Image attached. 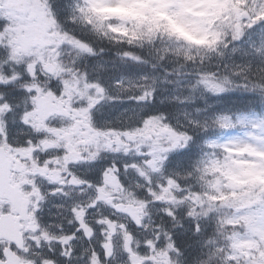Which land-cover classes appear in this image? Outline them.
Segmentation results:
<instances>
[{
    "label": "snow or ice",
    "instance_id": "1",
    "mask_svg": "<svg viewBox=\"0 0 264 264\" xmlns=\"http://www.w3.org/2000/svg\"><path fill=\"white\" fill-rule=\"evenodd\" d=\"M12 0H0V54H3L7 57L9 61L15 63L18 67L22 69V72H15L11 77L6 78L4 75L0 74V85H8L12 81L25 80L30 81L31 83H24L22 89L28 93L29 98L33 102V107L31 109H25V112L22 113L20 118V123L26 127L30 126L28 122V117L31 116L32 112L38 110V98L42 92H45V89H42L39 86L41 78H44L47 81V89L45 94L55 100H59L65 95V82L62 81L59 74L56 75L50 74V68L48 63V58L45 55V52L53 51V45L46 44L43 47L38 44H31L27 47L22 56L17 55V50L22 46L23 42L19 40L20 36H24V28L30 23H35V20H29L26 13L21 14L16 12L12 7ZM48 13L51 17L47 21V29L41 34V42L46 41L48 35H56L57 31L60 33V39H67L68 43H60L59 47L55 50L57 52H62L69 45L75 46L78 48L81 55L91 56L94 55V50L91 45L82 40L79 36L75 35L73 32H69L66 28L63 27L61 21L66 19L65 14V5L64 0H48L47 3ZM76 11L84 13V8L77 7ZM241 29L238 32H225L223 38L219 41V46L223 49L224 52L230 53L232 57H235L237 53L242 51V42L247 38L249 45H251V37L254 33H257L262 41H264V0H244V11L241 16ZM19 29V30H17ZM247 55L246 52L243 53ZM124 59H131L136 63H140V58L135 57L132 54L125 52L123 54ZM57 59H60L57 57ZM191 60V57L188 58ZM264 64V60H262ZM99 67H103L100 65ZM225 68L228 65H224ZM237 67H240L237 65ZM260 72L264 73V67L260 68ZM192 75V73H189ZM239 72H233L231 75H225L223 79L220 80L219 84L215 85L212 88L206 87L208 82L216 81L219 78L218 73H197L195 87L202 90L206 95H226L231 92L243 89L245 92H250L255 94L257 90L264 94V82H257L251 88L248 83H242L237 79H233V76H239ZM85 80V85L89 89H95V92L99 94L98 97L90 96V103H85L80 101L72 105V112L74 115L70 119H65L61 121L58 117H53L50 120L51 127L53 129H59L62 126L73 128L77 124H82L85 120L90 126V130H94L95 134L102 137L114 136L120 138H126V140H132L134 136L140 135L144 129L151 124L152 121L158 120L164 128L169 129L175 135L178 132L177 142L171 144L168 148H160L159 151L164 153L163 156L154 155L156 149L152 146V143L144 144L141 141L137 144L136 154H132L127 146L125 140L116 141L109 140L106 144L101 145L97 151L91 153L87 160H82L81 163H86L90 166L89 173L94 174L99 177V184L94 185L92 180H81L76 178L75 174L72 173V179L68 181L69 184L73 185H84L87 184L89 188H99L101 191L102 185L105 183L106 178L109 175L113 176V179L123 183V180L120 177V173L123 171L127 174L128 171H137L141 176L144 175L143 172H140L141 167L152 168L154 173H162L163 169L166 168L169 164L175 162L176 167H181L185 159H189L193 163H199L203 156L207 153H201L200 158L193 160V154L191 153V148L194 142V137L189 134L187 131H179L174 129L171 121L168 116L162 114L158 110H153L151 104L156 99V90L153 88L151 90H146L143 93H134L130 96L117 95L109 92L108 88L105 87L99 80L89 79L88 73L85 72L83 76ZM147 79V77H145ZM264 81V77H262ZM122 84V80L116 79L112 80V86L117 87ZM227 85V87H225ZM2 99V97H0ZM107 100L108 103L113 105V110L120 105H130L131 107H124L119 111V113L113 118L120 122V126L113 124L111 119H103L102 113L100 112V106L105 103ZM182 103H187L188 101H181ZM162 103V101H161ZM6 109L11 111L10 105L7 103L0 104V110ZM77 116L81 119H77ZM121 117L125 119L121 121ZM212 122L217 125V129L222 138L228 131L231 129H225L224 124L221 121L227 120L231 121L232 116L224 113H214L211 117ZM237 121H240V116L237 115ZM264 122V117L261 118ZM4 129L2 139L7 144L9 143L8 137V125L4 121ZM204 131H208V128L205 127ZM37 140H42V134L36 136ZM148 138L145 137V140ZM179 141H182L180 143ZM215 140L206 138L202 141V144L205 148H208L210 144L215 143ZM35 140L33 138L26 139L23 144L15 145V147H26L33 145ZM113 143H116V147H113ZM10 147L13 145H9ZM110 154L112 159L106 161L105 154ZM59 156L63 153L57 151L54 153ZM132 155V159L127 157ZM124 156L123 160L118 159L119 157ZM159 161L160 166L154 167V164ZM41 162L46 163L47 161L44 157H41ZM69 171L71 172V165H69ZM167 185L177 187L178 190H181L176 182L168 177L166 180ZM55 187V186H52ZM152 189L149 188V192ZM164 191H167V188H164ZM192 191H196L192 189ZM50 195L63 194L58 191H53L49 193ZM187 199V197H185ZM44 196L38 194L37 201L43 200ZM157 200L160 197L156 198ZM243 203V202H241ZM93 204L89 207H93ZM72 213H75V219L77 221L76 232L81 231L84 227L81 217L85 215L83 209L77 212L76 207L70 209ZM40 212L41 209L36 207L32 209L30 214L31 217V228L33 232L40 231L41 237L47 242L49 240H56L54 236H49L46 232H43L40 228ZM8 213V209L0 206V215ZM167 214L175 219V214L168 210ZM195 215L194 211H189L188 216L193 217ZM250 215H260L264 217V193H261L258 197V200L248 206H238L229 211L228 215L225 217L226 223L224 226L231 229L233 232L241 230V226L238 223L241 217L250 216ZM72 221H70L71 223ZM107 223V221H104ZM139 225V221L136 222ZM109 227L112 225L109 224ZM123 227V226H122ZM200 224L197 222L194 225V231L200 232ZM91 234L90 232L88 233ZM75 238V233L69 235L66 238H60L63 244H67L68 241ZM128 240H131L132 237L129 235ZM171 242L167 245L164 251H157V248L160 247V241L157 239L156 244L153 245L151 241H146L143 248L144 251H140V245H137V250L133 252L129 248L128 243L123 245V251L126 256V264H138L137 258L140 257L139 264H146V262H152L155 264L156 257L163 256L165 257V262L169 256L168 249L177 252L179 250L176 247V242L174 239L169 237ZM35 241V245L31 241ZM40 237L33 236L30 238L29 242L25 240L19 241H7L0 239V264H14L15 261L19 260L22 264H35V261L32 259L34 252L33 247H40L39 243ZM101 248L104 249V252L101 254L93 250L89 264H102V260L106 261L114 255V250L109 247V244L105 243L101 245ZM151 249L155 252V256H149L148 250ZM49 251H52L49 248ZM264 253V244L258 242L257 248L251 252L248 256V259L245 260V264H264L259 259V255ZM61 255L65 258H71V250L66 249L61 252ZM42 264H55L54 261L44 259ZM227 264H239V259L235 255H230L227 257Z\"/></svg>",
    "mask_w": 264,
    "mask_h": 264
},
{
    "label": "trees",
    "instance_id": "2",
    "mask_svg": "<svg viewBox=\"0 0 264 264\" xmlns=\"http://www.w3.org/2000/svg\"><path fill=\"white\" fill-rule=\"evenodd\" d=\"M47 3L48 0H45L44 7L48 11ZM202 4L205 5V14L199 17L205 28L202 43L187 39L176 22V8L170 7L163 11L158 0H137L130 6L119 7L114 13H108L101 5L94 4L91 0H64L66 19L70 21L64 25H69L65 27L69 32L87 41L99 57L117 62L139 74L143 92L153 88L156 90V99L151 108L167 115L174 129L185 131L175 114L180 105L185 106L182 112L188 113L195 111L203 102V98L192 95L195 89L188 87L196 82L197 73H218L219 78L216 81H209L214 84H219L225 75H231L233 72L240 73L239 76H233V79L248 83L250 88L257 82H264V73L260 72V68L264 67V41L257 33L252 35L251 45L247 38L242 42V51L235 57L228 52L221 54L223 49L219 46L225 32H238L241 29L244 0H202ZM77 7L84 8V13L76 11ZM66 19L62 21L65 22ZM119 24L123 27L114 28ZM125 52L139 57L141 62L124 59ZM244 52L247 55H244ZM226 64L227 68L224 67ZM185 95L189 97L185 99ZM204 96L205 103L199 108L206 109L210 115L205 119V123L213 132L214 128L217 129L211 119L214 113L230 115L245 110L264 111V94L259 90L255 94L240 89L226 95ZM181 97H184L181 101L188 102L179 101ZM159 126L164 127L160 123ZM163 142H166L163 143L164 148L170 146L168 141ZM197 169L196 163L185 159L180 167V174H177L179 184L186 188L196 185V175L199 176L200 173V169ZM146 184L144 181V185ZM260 184L255 182L253 191ZM253 191L249 196H254ZM242 192L244 190L240 188L235 190L238 197L242 196ZM234 206L239 205L234 203ZM222 223L221 235L225 238L233 231L224 226V219ZM219 224L220 222L215 221L206 223L205 232L213 234ZM237 232L244 233L243 229ZM222 263H225L224 258Z\"/></svg>",
    "mask_w": 264,
    "mask_h": 264
},
{
    "label": "rangeland",
    "instance_id": "3",
    "mask_svg": "<svg viewBox=\"0 0 264 264\" xmlns=\"http://www.w3.org/2000/svg\"><path fill=\"white\" fill-rule=\"evenodd\" d=\"M96 1L105 5L108 9H114L116 6L130 5L135 0H96ZM160 1L162 4L169 5L172 0H160ZM179 1L181 4V10L183 9V11L181 12V16H179L180 22L182 23V25L185 27L186 30H188L190 33H192L194 35V37L199 36L200 33H199L198 28H197V24L195 23V20L192 17V15H194L197 12V9L194 8L196 0H179ZM11 7L16 12H19V13H20L21 9L24 10L27 8L25 6V4H23L22 0H12ZM186 10H188V11H186ZM17 30H19V29H17ZM43 32H44L43 27L39 26L38 24L31 23L30 32L28 33V36H27L30 45L31 44H38L39 46L43 47L44 41L41 42V40H40L41 34ZM27 37H26V41H27ZM75 53L80 54L79 50H77ZM49 62H50V60H48V63ZM9 63H10V65H16L15 63H12L11 61H9ZM20 72H22V71H20ZM0 74H2V73L0 72ZM11 76H12V74L5 76V77L8 78ZM109 76H110V73H108V76H106L107 81H108V79L109 80L111 79V77H109ZM131 76L132 75H130L129 77H124L127 84H130L131 80L135 81V77L134 76L131 77ZM108 82H109V85L111 88L112 82L111 81H108ZM214 86L215 85H212V86H210V88H212ZM80 89L82 91L88 90V88L86 87L85 84L80 86L79 90ZM118 91H120V92L125 91L124 84L120 87H118V86L112 87V93L113 94L118 95ZM76 95H74V96H76ZM79 95H80V92H79ZM80 96L82 97V95H80ZM83 97L86 99H90L89 94H84ZM2 100L7 101V99H5L3 97H2ZM2 100H0V104H2V102L7 103V102H4ZM69 100H71V98H69ZM7 104L10 105V107H11L10 103H7ZM30 104H33L32 100H31ZM68 105H69L68 102H66L65 103L66 109L64 110V112L58 113V115H60L61 118L70 119L74 115V113L72 112V107H68ZM111 108H112V110L108 111L106 114L103 111L101 112L102 113V120L103 119H111L113 123H117L119 121H117L113 118L119 113V111L121 109L116 107L115 110H113V106ZM122 108H124V107H122ZM182 109H184V106H182V105L177 107V113L175 114L177 119H180V117L182 116V113H183ZM0 111L3 113L5 112L4 116H7V115L11 116V119H8V117H7V119H8L7 125H8V131H9L8 137L12 141H14V142L18 141V140H21L22 138H25L27 136H28V138H33L35 140V137L38 134H42L39 132L38 126H35L33 128V130L35 132H37V134H34L31 130H27L22 125L17 124L16 119L14 118V116L12 114V108H11V111H7V110H0ZM121 118H124V117H121ZM240 118H241L240 122L248 125L249 129L246 130L243 134H233V135H230L226 138H223L221 141H218V142L224 144L227 149L245 150L246 152L249 153L250 156H251V154L256 155V156H263L264 155V123L259 124L257 122L256 118L252 117V116H240ZM77 119H81V117L77 116ZM88 125H89L88 122L85 120L82 124H77L73 128H67V132H65V133L63 131L65 130L66 127L63 126V127L59 128V130H61L60 132H58L53 137H49L48 139H66V140H68L69 136L72 135L76 139H79V137H83L89 143L90 140L87 139L89 137L87 134V129L84 128V127L87 128ZM157 127H158L157 120L152 121L151 124H149L144 129V131L140 135H138L139 139L147 137ZM2 135H3V133H2ZM42 136H44V135L42 134ZM117 139L121 140L120 137H117L116 140ZM133 139H134V137H133ZM136 143H138V140ZM91 144L95 145L92 139H91ZM114 147H116V143H114ZM64 151H65L64 152L65 154H68V155L72 154V148L70 146L65 147ZM132 154H135V153H132ZM41 157H44V159L47 162L42 164ZM128 158L132 159V155H129ZM250 159H253V160H247V161H243L242 163L234 164L232 167L233 172H231L229 174V177L231 179H234V180L245 179V178H255L256 175H258V173L262 172V170L264 169V162L262 161L263 159L262 158H255L253 156H251ZM23 162H25V163L27 162L29 164L30 170L28 173H29L30 178L32 180H38V177H44V175H45V173L43 171L44 168L50 167V169L56 170L54 168V165L56 164V160H55L51 150L48 147H46V146L43 147L37 143L33 147H31V150L29 153H26L23 156ZM40 167H42V168H40ZM154 167H156L155 164H154ZM22 168H23V166H20L18 168V171H17L21 175L19 182L22 184V186L29 187L30 184L22 177V172H23ZM140 172L144 173V175L142 177H144L151 184H153V179H151V177H150V175H152V172H153L152 168L145 169V167H141ZM162 174H163V172H162ZM75 176H76V178L80 179L77 174ZM159 176H161V174ZM97 177L98 176L93 174V179H91V180L93 181L94 185H96L100 182L99 179H97ZM112 178H113L112 175H109L106 178L105 183L101 186L102 189H106L107 187H109V179H112ZM53 181H54V179H53ZM114 181L116 183H118V180L114 179ZM156 184L158 186L161 185L160 182H157ZM39 185L41 187V191L39 193H35V194L31 193V192H29V193L33 198V208L39 207L41 209L40 215L44 214V212H45L55 222H57L58 225L60 224L62 226L66 225L72 219H75V213H72V212L68 213L67 211H64L63 203H60V202L56 203L51 198H44L43 200L37 201V195L38 194L42 195L43 192L48 189L45 184L40 183ZM58 186L62 189H66L67 185L61 184ZM77 187L79 188V191L77 192L76 196H75V191L72 192V196H75V197L72 199L71 203L69 204V207L71 209L72 207L75 206L77 209V212H79L81 209H83L85 215H83L81 217V221L83 222V225L85 228H89L94 223V219H95L94 214H92L91 211L87 210V206L93 204V201H95V205L93 207H91V210H94L95 213H98L99 209L97 208L98 205L96 203L100 202L101 199L104 200L108 204V206L113 207L115 205L114 201H120L121 199H124L128 195L127 192H125L124 190L116 189V191H117L116 196L108 197V196L102 195L100 193L101 190H99V188H96V187L89 188L87 184L77 185ZM117 187H119V186L117 185ZM166 188H167V192L172 191L171 187H166ZM162 189L164 190V188H162ZM146 190L147 191L145 192L144 198L150 199L152 204L153 203L156 204L157 201L163 199V194L157 195L155 193V189H152L151 192H149V189H146ZM181 193H183V191H181ZM157 197H160V199L157 200L156 199ZM192 199L194 200L192 202V205L201 206L204 204V203H200V202H195V200H197L196 195H193ZM146 203L147 202L145 201V204L144 203L137 204V206H136L137 211L136 212L141 211L142 208H149V207H153L155 210H157V208L155 206H152L150 204L146 205ZM124 209H127V208H124ZM185 209L188 210V208L185 207L184 204L176 206L175 210L173 211V213L175 214V217L183 216L184 213L186 212ZM164 212L167 214L168 210H165ZM116 213L123 214V211L122 212L119 211ZM253 216H254V220L249 225L250 235L249 236H235V237H233L232 238V245H233L232 247L235 249L238 248L239 250L236 251L235 253L230 254V255H235L237 258H239L244 253L248 254L247 248L250 246H256V243H257L256 239H264V217H261L260 215H253ZM76 223H77V221H76ZM30 224H31V222H28L26 225H27V228H29L32 232L31 237H33V236L40 237V240H42V237L40 234L34 233L32 231ZM41 226L48 227V226H46L40 222V227ZM170 231H173V230L170 229ZM86 237H87V235H84L83 237L77 239V241L81 242V244H82L81 246H79V247H81V249H83V243L85 242ZM127 238H128V236H122L121 237L122 244L124 245L125 243H128L129 248H131V241L128 240ZM58 255H60V254H58ZM138 260L140 261V257H138ZM260 260L262 262H264V253L262 254Z\"/></svg>",
    "mask_w": 264,
    "mask_h": 264
},
{
    "label": "flooded vegetation",
    "instance_id": "4",
    "mask_svg": "<svg viewBox=\"0 0 264 264\" xmlns=\"http://www.w3.org/2000/svg\"><path fill=\"white\" fill-rule=\"evenodd\" d=\"M7 69L9 70V72L13 75V73L15 72L14 71V68L12 65H9L7 67ZM24 83H28L27 81L23 80L21 82V90H13V89H1V87L3 88L4 85H0V95L7 99V101H4V102H7V103H10L11 104V108H12V114L15 118V115L16 114H20L21 111H23V109H25V107L22 106V104H27V107L30 108V105L31 107L33 106V104H30L31 102V99L29 98V95L28 93H26L23 89H22V85ZM2 104H5L2 102ZM20 105H21V108H20ZM6 110V109H4ZM5 113V112H4ZM4 113L0 111V146L2 145V130H1V124L3 123L2 120L6 121L8 123V119H11V116L10 115H7V116H4ZM8 117V119H7ZM16 119V123L17 124H20L22 125L25 129L27 130H30L29 128H27L25 125L21 124L20 121L18 120V118H15ZM2 122V123H1ZM9 132V131H8ZM28 139V136L25 137V138H22L21 140H18V141H12L11 139H9V143H7L8 145V159L7 161L9 162V171L10 173L8 174V176L6 177V180L4 179H1L2 175H0V188H4L6 186H13V185H17L16 183L13 182L12 180V175H11V172H12V169H16L18 171V168L20 166H23L22 170V176L23 175H26V174H29V170H30V166L29 164L26 162H23V156L26 154V153H29L31 148L29 146H26V147H29L28 149H26V147H15V145H19V144H23V142ZM37 143V141H35ZM9 145H13V146H9ZM11 162V163H10ZM13 162H17V163H13ZM22 164V165H21ZM41 164V163H40ZM43 164V163H42ZM42 168V167H40ZM49 168H44L43 171L45 173L44 175V178L48 181H51L52 182V185L54 184L55 180L57 179L56 177V170H53V171H50L48 170ZM47 174L49 177H47ZM16 178L17 177H20L21 175L16 173ZM54 179V181H53ZM19 181V180H18ZM109 183H110V179H109ZM18 186V185H17ZM67 200L69 201V198H67Z\"/></svg>",
    "mask_w": 264,
    "mask_h": 264
},
{
    "label": "bare ground",
    "instance_id": "5",
    "mask_svg": "<svg viewBox=\"0 0 264 264\" xmlns=\"http://www.w3.org/2000/svg\"><path fill=\"white\" fill-rule=\"evenodd\" d=\"M107 113V112H106ZM115 116V115H114ZM111 118V117H110Z\"/></svg>",
    "mask_w": 264,
    "mask_h": 264
}]
</instances>
